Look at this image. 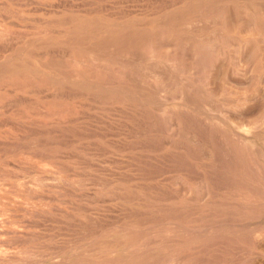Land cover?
Returning a JSON list of instances; mask_svg holds the SVG:
<instances>
[{"label": "rangeland", "instance_id": "rangeland-1", "mask_svg": "<svg viewBox=\"0 0 264 264\" xmlns=\"http://www.w3.org/2000/svg\"><path fill=\"white\" fill-rule=\"evenodd\" d=\"M260 239L264 0H0V264H264Z\"/></svg>", "mask_w": 264, "mask_h": 264}, {"label": "bare ground", "instance_id": "bare-ground-1", "mask_svg": "<svg viewBox=\"0 0 264 264\" xmlns=\"http://www.w3.org/2000/svg\"><path fill=\"white\" fill-rule=\"evenodd\" d=\"M95 32V31H94ZM79 94V93H78ZM77 97V96H76ZM243 132V131H242ZM251 134H250V133ZM248 133H249V135H248V137H253L254 138V135H252V132L251 131H249ZM217 136V135H216ZM235 137V136H234ZM252 138V139H253ZM224 155V154H223ZM191 173V172H190ZM190 194V193H189ZM192 194V193H191ZM154 199V198H153ZM190 199V198H189ZM193 199V198H192ZM169 201V200H168ZM188 201V200H187ZM196 201V200H195ZM210 201V199H209V195H206L205 197H204V200H203V203H201V204H203V205H206L208 202ZM189 212V211H188ZM212 216V215H211ZM190 217V216H189ZM255 218H257L258 216L257 215H255L254 216ZM193 219H195V218H193ZM240 219H242V218H240ZM187 220V219H186ZM192 220V219H191ZM222 220V219H221ZM224 220V219H223ZM230 220V219H229ZM237 220V219H236ZM208 221H210V220H208ZM213 221H218V220H216V218H215V220H213ZM226 221H227V219H226ZM221 222H223V221H221ZM184 223H186V224H188V223H190V221L188 220V221H184ZM208 223V222H207ZM246 223V222H245ZM2 224V223H1ZM186 224H184V226L186 227V228H191L190 226H187ZM215 224V223H214ZM226 224V223H225ZM212 225V224H211ZM234 225V224H233ZM236 225V224H235ZM240 225V224H239ZM213 226V225H212ZM215 226V225H214ZM217 226V225H216ZM196 227V226H195ZM200 227H201V225H200ZM249 227V226H248ZM228 228V227H227ZM210 229V228H209ZM202 231L201 232H203V233H206L207 234V232L209 231L208 230V226H204L203 225V227H202V229H201ZM195 231V230H194ZM197 231V230H196ZM210 233H212V232H210ZM210 233H208V234H210ZM218 233V232H217ZM226 233V232H225ZM201 234V233H200ZM205 234V235H206ZM207 234V235H208ZM203 235V234H202ZM204 235V236H205ZM218 235V234H217ZM213 236V235H212ZM260 242H262V245H260V249H262V250H264V239H260ZM218 245V244H217ZM218 249V248H217ZM248 249V248H247ZM216 250V249H215ZM210 252V251H209ZM198 254V253H197ZM241 256V255H240ZM207 258V257H206ZM192 261V260H191ZM245 261V260H244ZM198 264V263H197Z\"/></svg>", "mask_w": 264, "mask_h": 264}]
</instances>
